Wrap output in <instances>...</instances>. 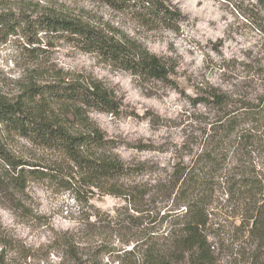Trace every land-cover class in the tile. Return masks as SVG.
Here are the masks:
<instances>
[{
	"label": "trees",
	"instance_id": "1",
	"mask_svg": "<svg viewBox=\"0 0 264 264\" xmlns=\"http://www.w3.org/2000/svg\"><path fill=\"white\" fill-rule=\"evenodd\" d=\"M100 1L149 30L180 29L182 15L170 0ZM251 5L263 10L264 0ZM260 31L264 36V17ZM11 36L23 39L18 47L31 58L64 42L141 82L172 83L175 73L169 59L70 16L0 13V42ZM217 67L231 73L234 90L202 84L195 97H188L192 110L174 123L180 141L166 149L137 146L139 151L169 154L170 170L151 160L125 163L114 152L119 144L89 113L120 116L123 98L101 80L62 76L27 85L15 100L0 98L3 131L63 157L62 163L52 164L16 158L0 135V187L23 194L29 181H41L79 200L97 193L123 201L106 222L113 238L98 247L107 261L76 253V264H171L175 252H190L211 263L210 236H219L220 227L213 210L223 195L227 201L234 195L246 201L242 211L249 231L264 239V170L251 161L253 154L264 153V58L224 59ZM100 221L90 223L100 228ZM156 227L167 231L157 232Z\"/></svg>",
	"mask_w": 264,
	"mask_h": 264
},
{
	"label": "rangeland",
	"instance_id": "2",
	"mask_svg": "<svg viewBox=\"0 0 264 264\" xmlns=\"http://www.w3.org/2000/svg\"><path fill=\"white\" fill-rule=\"evenodd\" d=\"M170 1L182 15L179 31L149 30L100 0H0V13L77 18L142 45L175 66L172 83L141 82L64 42L55 43L45 55L31 58L18 47V40L23 39L11 36L0 42V98L15 100L27 85L62 80V76L66 80L83 76L101 80L123 98L120 116L89 113L91 120L119 144L114 152L125 163L151 160L170 170L169 154L139 151L137 146L166 149L180 141L174 123L185 110H192L188 97H195L202 84L235 89L231 73L217 67L222 60H246L248 55L264 58V36L260 31L264 9L252 7L256 0ZM0 135L16 158L44 164L63 162L59 153L1 127ZM249 160L245 158V162ZM251 161L264 170V153L253 154ZM236 196L227 201L228 196L223 195L221 205L213 210L212 217L220 224L219 236H210L213 261L203 263L193 253L175 252L171 264H264V239L249 231L242 211L246 201ZM18 203L25 210L14 207ZM122 203L120 198L97 193L88 199H75L58 185L41 181H29L23 194L0 187V264H76V253L106 262L107 256L98 253V247L113 238L106 222ZM98 219L100 228L91 225ZM154 230L167 231L158 227Z\"/></svg>",
	"mask_w": 264,
	"mask_h": 264
}]
</instances>
